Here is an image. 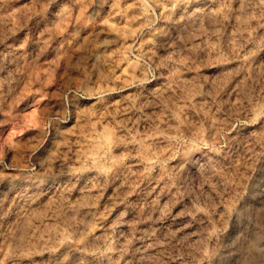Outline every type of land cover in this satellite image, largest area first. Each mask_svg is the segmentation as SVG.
Wrapping results in <instances>:
<instances>
[{
	"label": "clouds",
	"instance_id": "9594fccd",
	"mask_svg": "<svg viewBox=\"0 0 264 264\" xmlns=\"http://www.w3.org/2000/svg\"><path fill=\"white\" fill-rule=\"evenodd\" d=\"M0 264H264V0H0Z\"/></svg>",
	"mask_w": 264,
	"mask_h": 264
}]
</instances>
